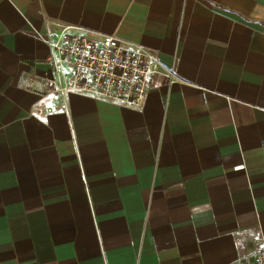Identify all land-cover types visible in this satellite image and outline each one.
Masks as SVG:
<instances>
[{"label":"crops","instance_id":"obj_1","mask_svg":"<svg viewBox=\"0 0 264 264\" xmlns=\"http://www.w3.org/2000/svg\"><path fill=\"white\" fill-rule=\"evenodd\" d=\"M61 24L156 54L140 107L44 89ZM263 246L264 0H0V264H237Z\"/></svg>","mask_w":264,"mask_h":264},{"label":"built area","instance_id":"obj_2","mask_svg":"<svg viewBox=\"0 0 264 264\" xmlns=\"http://www.w3.org/2000/svg\"><path fill=\"white\" fill-rule=\"evenodd\" d=\"M50 74L42 78L46 91L87 93L122 107H140L161 65L156 54L113 35L61 24L45 39ZM170 82L172 69L163 70ZM237 264H264V246Z\"/></svg>","mask_w":264,"mask_h":264}]
</instances>
